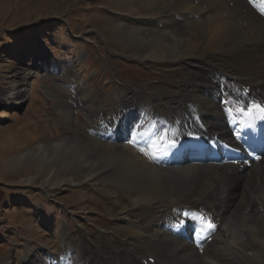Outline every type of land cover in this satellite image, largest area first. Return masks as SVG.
<instances>
[{
  "label": "bare ground",
  "instance_id": "1",
  "mask_svg": "<svg viewBox=\"0 0 264 264\" xmlns=\"http://www.w3.org/2000/svg\"><path fill=\"white\" fill-rule=\"evenodd\" d=\"M127 4L141 17L132 25L122 21L118 31L144 50L139 60L177 66L187 60L195 69L193 80L178 83L177 92L167 85L153 93L118 84L120 94L106 98L107 92L95 91L80 72L82 57L52 62L48 72L70 73L55 83L62 108L57 120L70 130L81 125L88 138L65 135L42 142L29 157L54 165L50 185L66 180L54 182L65 165L91 183H106L119 201L113 206L120 210L118 240L127 236L139 259L156 258L148 264H241L242 252L249 253L248 264H264V119L246 110L250 101L264 102V4ZM197 118L205 121L208 136L191 141L201 130L190 127ZM173 136L184 141L170 147ZM147 214L150 220H144ZM142 240L147 247H140ZM62 252H52L55 262L47 264H91Z\"/></svg>",
  "mask_w": 264,
  "mask_h": 264
},
{
  "label": "rangeland",
  "instance_id": "2",
  "mask_svg": "<svg viewBox=\"0 0 264 264\" xmlns=\"http://www.w3.org/2000/svg\"><path fill=\"white\" fill-rule=\"evenodd\" d=\"M134 12L127 0H0V264L54 263L51 253L62 251L78 254L79 263L143 264L132 241L117 238L120 210L113 206L119 201L106 183H91L65 165L54 182L66 180L50 185L54 165L29 157L42 142L65 135L88 138L81 125L70 130L57 120L62 108L55 83L70 73L48 72L52 62L82 57L80 72L106 98L120 94L118 84L153 93L167 85L177 92L178 83L193 80L195 69L187 60L180 66L139 60L144 50L118 31L122 21L140 20ZM249 258L248 252L239 257L241 264Z\"/></svg>",
  "mask_w": 264,
  "mask_h": 264
},
{
  "label": "snow or ice",
  "instance_id": "3",
  "mask_svg": "<svg viewBox=\"0 0 264 264\" xmlns=\"http://www.w3.org/2000/svg\"><path fill=\"white\" fill-rule=\"evenodd\" d=\"M250 3H252L254 6H256L257 0H250ZM260 3L264 4V0H260ZM260 10H261L262 14H264V8H261ZM246 110H247V113L250 117H254L256 114H260L261 119H264V102L250 101L247 104ZM242 111H245V110L242 109ZM169 146L170 147L176 146L175 137H173L171 139V141L169 142ZM207 227L211 229L214 226L210 222H208Z\"/></svg>",
  "mask_w": 264,
  "mask_h": 264
}]
</instances>
